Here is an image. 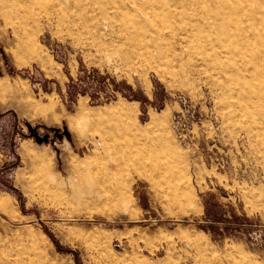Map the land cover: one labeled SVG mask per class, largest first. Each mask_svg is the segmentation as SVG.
Instances as JSON below:
<instances>
[{
    "label": "rangeland",
    "instance_id": "1",
    "mask_svg": "<svg viewBox=\"0 0 264 264\" xmlns=\"http://www.w3.org/2000/svg\"><path fill=\"white\" fill-rule=\"evenodd\" d=\"M53 1L25 17L0 0V198L24 219L9 224L0 210L7 263L264 264L258 69L245 63L236 75L251 91L239 98L234 79L221 83L229 66L200 60L218 45L209 30L190 28L189 15L175 23L188 36L167 64L171 53L132 52L113 18L95 32L90 0H80L84 10L66 0L71 9L60 18L44 10ZM262 17L264 0H256V27L245 34L264 36ZM35 41L46 70L18 65ZM263 49L242 43L243 51ZM82 105L104 115L75 125ZM23 143L52 160L48 188L25 163ZM90 190L96 199L86 198Z\"/></svg>",
    "mask_w": 264,
    "mask_h": 264
},
{
    "label": "bare ground",
    "instance_id": "2",
    "mask_svg": "<svg viewBox=\"0 0 264 264\" xmlns=\"http://www.w3.org/2000/svg\"><path fill=\"white\" fill-rule=\"evenodd\" d=\"M2 1L4 4L13 5L14 8L19 10L25 17H32L34 14L32 12V7L37 9L40 3H42V0ZM70 1V6L74 9L84 10L87 8L81 4L80 0ZM109 2L110 4L102 3L101 0H90L89 3L87 2L92 7L88 12V25L93 28V30H96L95 32L98 31V33L103 34L101 26L106 27L110 18H113V21H119L123 27V31L126 32V34L128 33V37L133 41L134 47H132V52L146 56L165 55L167 57L170 56L171 53L172 59L169 58L166 61L167 64L171 63L173 59L177 57L174 48L178 46L183 49V43L186 42L188 36V34L186 36L183 28L180 27L179 24L175 25V23H179L189 15V26L191 29H196L198 31L207 29L215 34L218 49L215 50L212 55L201 54L200 60L205 63L211 61L217 66H229L228 70H223V79L221 83H226V77L228 80L230 77L234 79L236 81V86H231V93L235 92L240 96L239 98L247 95V93L251 94V91H247V87H244L246 83L244 81L238 82L236 77V75L238 76V74L244 72L242 66H244L245 63L250 65L255 73L257 68L258 78L264 82V49L257 54L254 51L248 52L242 50V43L245 42L248 44H256V42H258L264 46V36L245 34V32L256 27V0H109ZM66 3V0H56L52 2L51 6L44 8V10H47V14L50 13L48 16L51 17L54 15L60 18V16H65L71 9ZM190 7H195L197 10L188 14L186 9ZM105 45L106 44L101 41L98 49L104 48ZM31 50L29 56L19 61L18 65L26 66L35 62L46 70V59H43L38 52L36 41L33 42V48ZM0 88H2L1 82ZM51 107L53 109L52 105ZM77 115L78 117L76 116L77 119L73 123L75 125L80 124L83 120L100 118L104 113L90 112L82 105L78 108ZM70 121L71 120H69V122ZM83 126L85 127V124ZM80 130H82V128H80ZM135 135L141 136L142 133L137 129ZM143 149L146 148L143 146ZM19 152L22 154L25 163H30V171L36 170L39 179L42 181L41 183H45L47 186L46 188H48V183L54 181L52 160L45 155L33 152L26 143L20 145ZM70 157L69 154V158ZM107 182L108 185L111 186L114 183L113 178L109 176ZM26 187L29 192L33 194L35 181H29ZM95 195L94 192L90 190L86 198L91 197L96 199ZM11 204L8 198H0V210L5 213L8 220L7 222L17 225V223L22 222L24 219L9 212ZM72 207L74 210H77L85 208L86 206L73 205ZM3 230L7 233L9 230L8 226H4ZM6 256V252L0 249V264H10L7 263Z\"/></svg>",
    "mask_w": 264,
    "mask_h": 264
}]
</instances>
